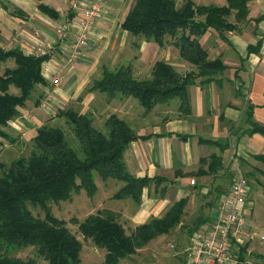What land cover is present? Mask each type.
<instances>
[{"label":"crops","instance_id":"1","mask_svg":"<svg viewBox=\"0 0 264 264\" xmlns=\"http://www.w3.org/2000/svg\"><path fill=\"white\" fill-rule=\"evenodd\" d=\"M183 1L175 0L177 5ZM192 1L197 5L223 6L227 3V0L224 4L215 3L216 0ZM132 2L104 0L102 18L94 24L87 46L77 59L69 60L68 52L77 30L81 6L69 9V0H0V47L18 48L28 55L44 43L53 46V51L41 64L46 83L35 86L37 96L32 107L18 108V115L8 121L6 129L15 134V141L9 144L12 147L22 141L31 142L40 126L52 124L58 119L59 110L68 107L91 114L93 123L98 117L105 121L109 114H116L135 134L148 135L128 143L123 154L127 170L136 177L158 178L143 189L139 203L129 197L116 198L125 199L120 205L123 208L118 209L121 217L136 226L152 217H161L180 200L185 213L191 202L196 206L192 220L206 221L191 233L186 228L189 236L184 249L186 254L198 231L219 216L220 200L228 192L235 174L234 159L246 177L252 168L263 174L261 165H264L255 156L264 154V135L248 132L250 122L245 110L250 106L251 120L264 126V0H248L247 21L238 22L235 30L224 31V37L212 28L200 37L208 58H218L224 68L212 74L210 80H204V75L197 76L187 87L189 111L179 108L178 98L159 102L145 111L134 97L116 95L108 99L104 93L91 89L104 67L116 68L102 62L103 57L109 53L115 59L126 58L121 53L129 49L127 40L136 47L139 62H127L136 77H150L156 61L169 63L181 74L195 71L169 42L160 46L151 40H138L135 39L138 36L120 27ZM40 4L51 8L56 16L43 12ZM62 27L66 34L59 36L57 29ZM257 42H260L258 52H248V45ZM152 59L150 73L141 75L142 67ZM55 76L61 80L57 85L52 83ZM12 89L10 87L15 92ZM37 99H40L38 104L35 103ZM190 180H194V184ZM250 191L249 188L242 209L244 234L233 242L232 259L224 264H260L255 262L257 259L251 261L249 258L264 256L259 244L253 243L257 228L264 223V220L260 221L264 205L255 208ZM260 239L263 240L264 235ZM183 259L185 256L180 258V264H187L188 259L182 262Z\"/></svg>","mask_w":264,"mask_h":264},{"label":"trees","instance_id":"2","mask_svg":"<svg viewBox=\"0 0 264 264\" xmlns=\"http://www.w3.org/2000/svg\"><path fill=\"white\" fill-rule=\"evenodd\" d=\"M247 3L248 0H227L225 5L217 6L184 0L177 5L175 0H133L120 27L160 46L169 42L195 71L181 74L169 63L156 61L150 77L138 78L130 64L114 69L104 67L91 89L104 93L108 99L116 95L134 97L145 111L159 102L178 98L179 108L189 111L187 87L197 76L204 75V80H210L212 74L224 68L218 58H208L200 37L210 28L221 37H224V31L235 30L238 22L248 19ZM39 8L56 16L45 5L40 4ZM259 45L260 42L248 45V52H258ZM47 58L48 55H25L18 48L0 47V66L8 59L14 61L13 66H5L0 74V137L9 142H14L15 138L6 130L8 121L18 115V108L25 105L35 86L46 83L41 64ZM10 87H16L19 92H12ZM39 102L40 99L35 100V103ZM245 112L250 122L248 132L264 135V126L251 120V107ZM57 115L65 119L73 138L66 136L61 127L42 125L31 139L33 148L27 157L18 156L8 165L2 164L0 247L34 246L37 255L48 264H80L82 243L64 219L53 215L50 204L70 199L81 189L92 196L97 189L94 173L103 181L111 177L123 182L112 197H129L139 203L143 189L158 178L136 177L127 170L123 154L128 143L148 135L135 134L116 114L106 117L102 130L94 126L91 114L68 107L59 110ZM255 158L264 164V154ZM214 161L218 162V158L214 157ZM261 186L264 191V182ZM30 206L38 207L43 216L34 215ZM183 215L184 204L180 200L161 217L148 219L131 233L126 232L110 210L89 214L77 225L84 239H91L95 246L105 250L103 264H122V259L130 257L153 238L181 227ZM205 221L194 218L191 225L186 226L188 233ZM6 251L0 252V264H39L34 258L12 256ZM184 255L182 262L188 259V250Z\"/></svg>","mask_w":264,"mask_h":264},{"label":"rangeland","instance_id":"3","mask_svg":"<svg viewBox=\"0 0 264 264\" xmlns=\"http://www.w3.org/2000/svg\"><path fill=\"white\" fill-rule=\"evenodd\" d=\"M194 1H200V0H194ZM224 2L225 0H216L215 3L224 4ZM135 39L141 40L142 38L137 37ZM127 42L129 49L125 50L124 53H121L124 54L126 58L124 57L122 59L121 56L120 59H118L119 57L115 59L112 56L110 57L108 53V55L102 58V62L106 61V65L111 68L118 67L120 65H126L127 62L131 63L134 60H136V63H138L139 61L136 58V54H137L135 50L136 47L131 45V43H129L128 40ZM151 42L154 43L153 41ZM113 55L116 56V51H113ZM134 55L135 58L133 57ZM128 59H131V61H127ZM119 60H121L122 62H120ZM151 63H153V59L151 60L150 63H146V65L142 67V71L140 73L141 75H147L150 73ZM13 65H14L13 59H8L4 63V65L2 64L0 66V74L2 73L3 68L5 66H13ZM137 77L140 78L139 76ZM14 89H15V93L17 94L19 90L16 87H13L12 90ZM36 93H37V88L35 87L34 90L31 92L30 98L25 103L26 107L32 105L34 97L37 96ZM134 100L137 102V104H139L136 99ZM139 106L141 105L139 104ZM103 121L104 120L98 117L97 119H95L94 126L102 130L104 123ZM50 125L61 127L65 131L66 136H68L70 139L73 136L72 132H70L69 126L67 125L63 117L58 118ZM14 135L15 134L10 133L11 137H15ZM9 143H11L9 142V140L5 139L4 137H0V173H1L2 164L8 165V163L13 158H16L18 156L27 157L33 148L32 143L28 141H24V142L22 141L19 144L16 143V145H13L12 147L10 146ZM261 167L263 174L256 171V169L254 170V168H252L249 172L251 176L248 174V177H250L248 178L249 181L248 186L251 189L250 191L251 195L250 194L249 195L255 202V208L264 205V194H260V192L262 191L261 184L264 182V167L262 165ZM241 170L243 171L242 168ZM94 177H95V183L97 189L92 196L87 195L86 192L83 189H81L80 191L73 193L70 199L61 200L59 202L56 203L54 202L50 204L51 212L53 213V215L60 219H64L66 221V226L81 241L82 247L80 251V258H81L80 264H103V260H104L105 250L95 246L94 243L91 241V239H84L78 231L77 223L85 219L89 214L101 213V211L110 210L116 214L117 220L123 225L127 233H131L134 230V228L137 226V225L136 226L131 225L126 220L125 221L123 220L122 218L123 216L121 217L122 214L119 212L120 210L118 209L123 208L120 205L125 201V199L112 198V194L116 192L123 185V182L111 177H108L106 180L103 181L98 177L97 173H94ZM250 179L252 180L253 183L251 182ZM30 209L34 215L43 216V212L38 207L30 206ZM195 211H196V206L191 204V202H189L185 208V213L182 218L183 225L181 227L177 226L169 234L159 235L153 238L145 246L138 249L130 257L122 259L120 262L122 264H180L181 261L180 258L185 256L184 249L187 246L188 237H189L186 230V226L191 225L189 223H191L193 214L195 215L196 213ZM262 220H264V213L262 217L260 216V221ZM256 233L257 235L253 240V243L259 244V248L263 249L264 251V239L263 240L260 239V236L264 235V223L262 227L257 228ZM189 240H191V238H189ZM4 250H7L8 253L12 256L22 257L25 259L34 258L37 260V262H39V264H48L47 261H45L42 257L37 255L34 246H27L21 248L19 247L6 248L5 246L4 248L0 247V252H4ZM249 259L251 261H255V259H257L255 261L256 263L264 264L263 257L260 258L250 257Z\"/></svg>","mask_w":264,"mask_h":264},{"label":"built area","instance_id":"4","mask_svg":"<svg viewBox=\"0 0 264 264\" xmlns=\"http://www.w3.org/2000/svg\"><path fill=\"white\" fill-rule=\"evenodd\" d=\"M104 0H90L86 3L79 0H69V9H77L80 13L77 30L69 48L68 59H77L87 46L94 24L102 18ZM57 34L64 36V28H58ZM53 51L50 43H44L31 52V55H47ZM59 78H53L52 83L59 84ZM47 101V99H45ZM235 174L228 192L222 196L219 204L220 214L208 222L192 238L188 247V264H224L232 259L231 247L244 234L245 217L243 207L247 201L249 183L234 159ZM194 184V180H190Z\"/></svg>","mask_w":264,"mask_h":264}]
</instances>
